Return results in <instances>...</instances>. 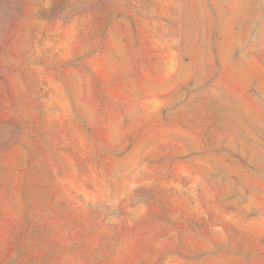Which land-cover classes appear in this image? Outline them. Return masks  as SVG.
Returning <instances> with one entry per match:
<instances>
[{
    "label": "rangeland",
    "instance_id": "374dc122",
    "mask_svg": "<svg viewBox=\"0 0 264 264\" xmlns=\"http://www.w3.org/2000/svg\"><path fill=\"white\" fill-rule=\"evenodd\" d=\"M0 264H264V0H0Z\"/></svg>",
    "mask_w": 264,
    "mask_h": 264
}]
</instances>
